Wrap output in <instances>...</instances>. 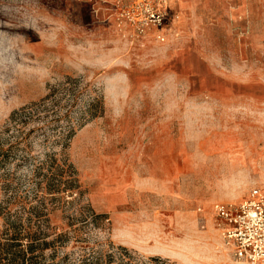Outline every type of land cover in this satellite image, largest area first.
Instances as JSON below:
<instances>
[{
	"label": "rangeland",
	"instance_id": "rangeland-1",
	"mask_svg": "<svg viewBox=\"0 0 264 264\" xmlns=\"http://www.w3.org/2000/svg\"><path fill=\"white\" fill-rule=\"evenodd\" d=\"M128 1L0 0V130L79 78L71 115L100 102L66 154L81 203L110 221L90 239L161 259L143 264H250L213 206L264 193V0H191L206 15L178 22L166 7L163 28L143 37L118 27L114 5ZM51 128L30 134L34 154L60 147L42 141Z\"/></svg>",
	"mask_w": 264,
	"mask_h": 264
},
{
	"label": "trees",
	"instance_id": "trees-1",
	"mask_svg": "<svg viewBox=\"0 0 264 264\" xmlns=\"http://www.w3.org/2000/svg\"><path fill=\"white\" fill-rule=\"evenodd\" d=\"M79 78L66 77L49 87L45 97L14 110L0 130V264H143L147 259L125 246L92 241L89 228H105L106 213L89 202L66 150L76 128L96 117L92 99L71 115ZM100 105H98L99 107ZM100 109L101 106H100ZM94 111V112H92ZM101 111V110H100ZM42 141L53 138L58 149L34 154L29 136L36 129ZM28 128V129H27ZM165 262V261H164Z\"/></svg>",
	"mask_w": 264,
	"mask_h": 264
},
{
	"label": "built area",
	"instance_id": "built-area-1",
	"mask_svg": "<svg viewBox=\"0 0 264 264\" xmlns=\"http://www.w3.org/2000/svg\"><path fill=\"white\" fill-rule=\"evenodd\" d=\"M118 27L125 20L137 36L148 30H160L167 18L166 0H130L114 5ZM158 33L156 38L164 40ZM216 217L222 222L221 235L237 259L250 264H264V193L253 188L235 205L217 203L213 206Z\"/></svg>",
	"mask_w": 264,
	"mask_h": 264
},
{
	"label": "crops",
	"instance_id": "crops-1",
	"mask_svg": "<svg viewBox=\"0 0 264 264\" xmlns=\"http://www.w3.org/2000/svg\"><path fill=\"white\" fill-rule=\"evenodd\" d=\"M166 7L168 12H174L175 15L174 21L178 22L183 19H202L205 11V6L200 4L192 3L191 0H166ZM229 14V13H227ZM215 15L213 12L211 16ZM243 19L250 21V15H245V13L241 14ZM239 17V15H238ZM121 32V31H120Z\"/></svg>",
	"mask_w": 264,
	"mask_h": 264
}]
</instances>
